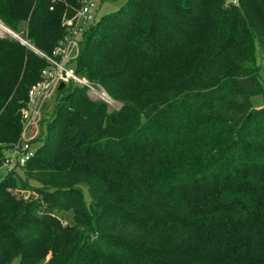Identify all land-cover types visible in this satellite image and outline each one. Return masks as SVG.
<instances>
[{"label":"trees","instance_id":"1","mask_svg":"<svg viewBox=\"0 0 264 264\" xmlns=\"http://www.w3.org/2000/svg\"><path fill=\"white\" fill-rule=\"evenodd\" d=\"M80 7L0 0V21L50 55ZM259 60L264 0H127L91 25L73 69L124 105L57 92L33 157L0 173V264H264ZM46 67L0 37V171ZM35 195L72 218L46 262L52 216Z\"/></svg>","mask_w":264,"mask_h":264},{"label":"built area","instance_id":"2","mask_svg":"<svg viewBox=\"0 0 264 264\" xmlns=\"http://www.w3.org/2000/svg\"><path fill=\"white\" fill-rule=\"evenodd\" d=\"M230 2L237 4L238 0ZM98 11L99 8L93 0H81V7L76 15L70 19L64 18L62 26L66 32L65 37L50 55L35 49L27 40H23L3 25L13 39L33 50L47 63V67L41 72V80L30 91L26 107L20 111L23 126L22 142L10 149L11 156H6L4 160L3 167L8 173L25 165L33 157L34 149L31 147V142L40 135L47 102L55 100L61 83H64L66 87L73 85L85 88L90 94L103 100L107 99L102 89L96 88L92 83L77 75L71 67L79 56L80 40L89 27L98 21ZM32 129L36 131L35 138L25 141V131Z\"/></svg>","mask_w":264,"mask_h":264},{"label":"rangeland","instance_id":"3","mask_svg":"<svg viewBox=\"0 0 264 264\" xmlns=\"http://www.w3.org/2000/svg\"><path fill=\"white\" fill-rule=\"evenodd\" d=\"M97 7L99 8L98 15H97V20H100L103 16H106L108 14H111L121 8L123 4L127 2V0H93ZM231 0H226L227 4H230ZM19 37H21L23 40L26 39V33L25 31H22L21 33H17ZM0 37H7V38H12L7 30L4 28L3 24L0 21ZM260 67L259 71V78L264 84V67L262 66L263 62L261 60L258 61ZM262 64V65H261ZM73 69V66H71ZM74 70V69H73ZM92 83L96 88L102 89L106 95L107 99L103 100L100 97L90 94L87 90V97L90 101L94 103H101L107 106V110L110 113H115L121 110L122 106L124 105V101L121 100H116L110 96L108 91L104 88L103 85L98 84V83ZM33 88V87H32ZM85 89V88H84ZM254 105L256 108H261L264 107V96H259L253 99ZM28 103V102H27ZM55 105V100L53 101H48L47 102V110L45 113L44 118L50 119V114L52 112V109ZM47 133V128L46 125H44L43 128V134ZM23 134V132H22ZM36 136V131L34 129L32 130H26L25 131V141H31L34 139ZM35 140H32L31 142V147L34 149V151L37 149L39 146L38 143H35ZM6 156H11L10 150L7 151ZM7 170L5 168H2L0 173L5 174ZM8 173V172H7ZM35 200L40 199L41 204L43 205V208L45 212L51 214L52 218L50 220L51 223V228L44 239L42 246L38 247V250L42 252V255H44V261H48L51 257V254L56 250L57 247L61 246V244L64 242V234L68 230L67 223L72 222V218L70 213L63 211L60 209L50 198L44 197L41 198L39 195H35L34 197ZM67 221V223L65 222ZM21 259H16L13 260L10 264H19Z\"/></svg>","mask_w":264,"mask_h":264},{"label":"water","instance_id":"4","mask_svg":"<svg viewBox=\"0 0 264 264\" xmlns=\"http://www.w3.org/2000/svg\"><path fill=\"white\" fill-rule=\"evenodd\" d=\"M66 89H67V87L64 83H61L58 87V91H60V92L65 91Z\"/></svg>","mask_w":264,"mask_h":264}]
</instances>
